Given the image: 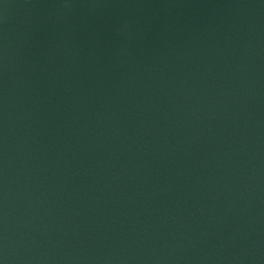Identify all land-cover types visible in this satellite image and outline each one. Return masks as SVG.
<instances>
[{"label": "water", "instance_id": "95a60500", "mask_svg": "<svg viewBox=\"0 0 264 264\" xmlns=\"http://www.w3.org/2000/svg\"><path fill=\"white\" fill-rule=\"evenodd\" d=\"M0 264H264V0H0Z\"/></svg>", "mask_w": 264, "mask_h": 264}]
</instances>
